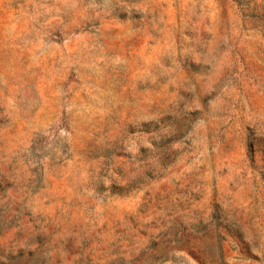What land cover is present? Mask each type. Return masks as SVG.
Returning a JSON list of instances; mask_svg holds the SVG:
<instances>
[{
    "label": "rangeland",
    "instance_id": "1",
    "mask_svg": "<svg viewBox=\"0 0 264 264\" xmlns=\"http://www.w3.org/2000/svg\"><path fill=\"white\" fill-rule=\"evenodd\" d=\"M0 264H264V0H0Z\"/></svg>",
    "mask_w": 264,
    "mask_h": 264
}]
</instances>
